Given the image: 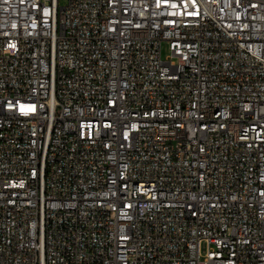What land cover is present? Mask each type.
Here are the masks:
<instances>
[{"label":"built area","instance_id":"1","mask_svg":"<svg viewBox=\"0 0 264 264\" xmlns=\"http://www.w3.org/2000/svg\"><path fill=\"white\" fill-rule=\"evenodd\" d=\"M0 264H264V0H0Z\"/></svg>","mask_w":264,"mask_h":264},{"label":"rangeland","instance_id":"2","mask_svg":"<svg viewBox=\"0 0 264 264\" xmlns=\"http://www.w3.org/2000/svg\"><path fill=\"white\" fill-rule=\"evenodd\" d=\"M61 2H64V0H60ZM169 54L168 48H167V44L165 42L162 43V47H161V57L165 58L166 55ZM204 249V244H202V250Z\"/></svg>","mask_w":264,"mask_h":264}]
</instances>
